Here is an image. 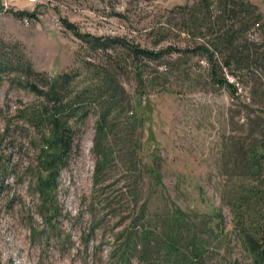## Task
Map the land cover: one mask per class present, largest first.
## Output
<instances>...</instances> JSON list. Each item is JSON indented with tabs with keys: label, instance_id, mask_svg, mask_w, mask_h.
Instances as JSON below:
<instances>
[{
	"label": "rangeland",
	"instance_id": "374dc122",
	"mask_svg": "<svg viewBox=\"0 0 264 264\" xmlns=\"http://www.w3.org/2000/svg\"><path fill=\"white\" fill-rule=\"evenodd\" d=\"M186 1L1 0L0 34L20 41L35 67L52 76L84 59L102 62V51L64 18L82 32L129 37L164 52L138 67L119 49L123 111L100 140L108 166L97 177L100 107L92 106L76 123L73 151L49 193L39 185L47 173L39 135L19 116L23 103L41 100L0 79V264L249 263L230 196L264 181V168L251 158L264 147V82L257 70L229 75L238 87L233 95L211 78L204 56L170 49L190 43L167 29L172 10ZM252 1L264 16V0ZM24 10L38 19L12 13ZM249 35L262 38L257 29ZM91 69L98 68L87 66L81 79ZM176 210L183 217L172 226ZM172 233L177 251L168 245ZM192 238L203 243L199 262Z\"/></svg>",
	"mask_w": 264,
	"mask_h": 264
},
{
	"label": "trees",
	"instance_id": "16d2710c",
	"mask_svg": "<svg viewBox=\"0 0 264 264\" xmlns=\"http://www.w3.org/2000/svg\"><path fill=\"white\" fill-rule=\"evenodd\" d=\"M12 13L19 19H38L37 12L24 10ZM172 13L175 17L170 19L167 29H177L190 43L186 47L170 49L204 56L210 63L211 78L218 84L227 85L233 95H237L238 87L229 79V75L233 79H240L242 70L252 69L261 74L264 82V16L255 2L187 0L178 4ZM64 24L93 50L102 51V62L99 65L84 59L82 67L52 76L35 67L20 41L7 40L0 34V79H10L11 82L35 93L41 100L23 103L19 116L39 135L37 138L41 145V157L44 158L43 163L47 170L46 175L39 177V185L43 192L48 193L52 191L60 166L73 151L74 137L77 134L76 123L88 116L92 106L100 107L101 135L98 137L99 141H96L100 154L97 177L108 166L109 157L100 140L110 118H115L123 111L124 90L117 82L122 68L119 49L128 51L138 67L144 59L159 58L164 52L129 37L105 38L82 32L68 18H64ZM253 29L259 30L261 40L251 39L249 34ZM87 66L98 69H91L90 77L81 79ZM138 73L141 75L140 71ZM87 81L89 83L86 84ZM262 112L264 114V109ZM251 158L257 166L264 168V147H258ZM251 186L237 197L230 196V203L236 208L235 227L238 229L242 250L250 258L248 264H264V181L258 180ZM181 214L177 210L171 212L172 226L181 222ZM169 241L170 250L174 247L173 251H177L180 245L173 233ZM202 244L193 238L189 243L196 262L201 261L205 253ZM146 249L147 245L142 251Z\"/></svg>",
	"mask_w": 264,
	"mask_h": 264
},
{
	"label": "crops",
	"instance_id": "0c3cea01",
	"mask_svg": "<svg viewBox=\"0 0 264 264\" xmlns=\"http://www.w3.org/2000/svg\"><path fill=\"white\" fill-rule=\"evenodd\" d=\"M2 10H0V13H1Z\"/></svg>",
	"mask_w": 264,
	"mask_h": 264
},
{
	"label": "built area",
	"instance_id": "2783aa9c",
	"mask_svg": "<svg viewBox=\"0 0 264 264\" xmlns=\"http://www.w3.org/2000/svg\"><path fill=\"white\" fill-rule=\"evenodd\" d=\"M26 20V19H25Z\"/></svg>",
	"mask_w": 264,
	"mask_h": 264
}]
</instances>
